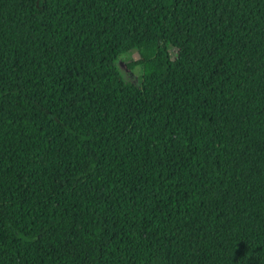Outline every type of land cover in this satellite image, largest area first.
<instances>
[{
	"label": "trees",
	"instance_id": "obj_1",
	"mask_svg": "<svg viewBox=\"0 0 264 264\" xmlns=\"http://www.w3.org/2000/svg\"><path fill=\"white\" fill-rule=\"evenodd\" d=\"M0 264H264V0H0Z\"/></svg>",
	"mask_w": 264,
	"mask_h": 264
},
{
	"label": "rangeland",
	"instance_id": "obj_2",
	"mask_svg": "<svg viewBox=\"0 0 264 264\" xmlns=\"http://www.w3.org/2000/svg\"><path fill=\"white\" fill-rule=\"evenodd\" d=\"M121 1L122 0H112L113 3H119ZM171 56L175 58L174 50H171ZM140 62H144L143 49L134 54H126L116 62V66L126 82L135 85H139L142 82L143 70L139 65Z\"/></svg>",
	"mask_w": 264,
	"mask_h": 264
}]
</instances>
